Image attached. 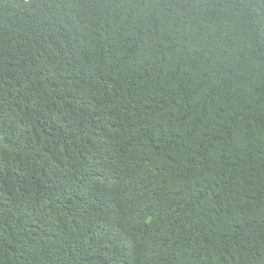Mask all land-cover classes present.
<instances>
[{
  "label": "trees",
  "instance_id": "16d2710c",
  "mask_svg": "<svg viewBox=\"0 0 264 264\" xmlns=\"http://www.w3.org/2000/svg\"><path fill=\"white\" fill-rule=\"evenodd\" d=\"M0 264H264V0H0Z\"/></svg>",
  "mask_w": 264,
  "mask_h": 264
}]
</instances>
